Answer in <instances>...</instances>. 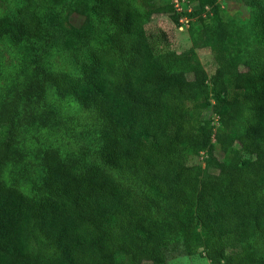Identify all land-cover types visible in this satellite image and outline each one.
<instances>
[{
    "label": "trees",
    "instance_id": "1",
    "mask_svg": "<svg viewBox=\"0 0 264 264\" xmlns=\"http://www.w3.org/2000/svg\"><path fill=\"white\" fill-rule=\"evenodd\" d=\"M44 1L17 6L0 20L4 33L49 41ZM204 1L224 31L217 0ZM245 1L252 44L244 66L218 58L208 84L193 50L155 51L148 11L130 0H92L97 29L87 36L88 54L75 57L81 74L35 66L1 106L0 264H117L119 253L126 264H165L162 248L180 237L192 254L199 228L211 261L264 264V0ZM228 77L242 91L232 116L239 132L219 142L256 156L237 166L214 155L207 108L199 104L228 101ZM48 86L90 111L100 125L98 157L119 179L101 165L76 167L46 147L34 194L4 181L7 164L21 154L19 134L42 117ZM194 150H207L218 172L188 166Z\"/></svg>",
    "mask_w": 264,
    "mask_h": 264
},
{
    "label": "rangeland",
    "instance_id": "2",
    "mask_svg": "<svg viewBox=\"0 0 264 264\" xmlns=\"http://www.w3.org/2000/svg\"><path fill=\"white\" fill-rule=\"evenodd\" d=\"M46 1L41 15L53 32L49 41L34 39L16 30L13 35L5 34V21H0V109L13 93L14 85L30 77L35 66L72 75L81 74L75 65V57L88 54L90 41L87 36L97 29L96 19L90 11L92 0ZM130 1L149 12L145 28L155 51L193 50L207 73L208 84L218 58H227L241 68L244 66V50L252 44L250 10L245 0H217L219 14L226 23L224 31H221L211 7L204 0ZM24 2L0 0V20L12 18L14 9ZM221 37L222 42L219 43ZM226 80L228 101L216 104L210 98L211 104L207 106L200 98L199 104L207 108L205 118L212 130L214 155L230 166H237L243 160H256V156L243 153L236 145L223 149L219 142L239 132L232 116L235 101L242 91L232 85L230 77ZM40 107L42 117L33 118L18 136L21 154L7 164L3 174L6 183L17 181L27 194H34V184L42 176L41 154L46 147L57 148L64 159L76 167L97 164L115 178L121 177L98 157L100 125L74 97L59 96L52 86H48ZM2 135L3 129L0 128V139ZM210 160L207 150L186 154L187 165L200 167L202 175L218 172ZM193 237L192 254L187 252L180 237L170 240L161 250L166 258L165 264H227L226 260L213 262L206 257L201 228ZM239 250V246H235L231 255ZM127 261L128 256L123 253L116 256L117 264H126ZM142 264L156 263L144 261Z\"/></svg>",
    "mask_w": 264,
    "mask_h": 264
}]
</instances>
